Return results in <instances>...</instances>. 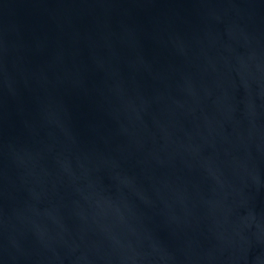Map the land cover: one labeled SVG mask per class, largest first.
Wrapping results in <instances>:
<instances>
[{
	"label": "water",
	"instance_id": "water-1",
	"mask_svg": "<svg viewBox=\"0 0 264 264\" xmlns=\"http://www.w3.org/2000/svg\"><path fill=\"white\" fill-rule=\"evenodd\" d=\"M0 264H264V0H0Z\"/></svg>",
	"mask_w": 264,
	"mask_h": 264
}]
</instances>
